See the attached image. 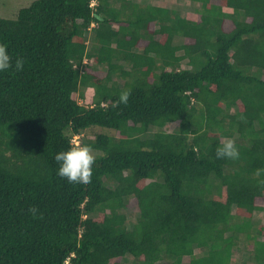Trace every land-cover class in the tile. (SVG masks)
Returning a JSON list of instances; mask_svg holds the SVG:
<instances>
[{"label":"trees","instance_id":"16d2710c","mask_svg":"<svg viewBox=\"0 0 264 264\" xmlns=\"http://www.w3.org/2000/svg\"><path fill=\"white\" fill-rule=\"evenodd\" d=\"M188 1L182 16L34 0L0 18L23 60L0 72V264H231L240 244L264 264V0ZM75 136L97 152L87 184L57 175ZM226 137L236 158L215 154Z\"/></svg>","mask_w":264,"mask_h":264},{"label":"clouds","instance_id":"9594fccd","mask_svg":"<svg viewBox=\"0 0 264 264\" xmlns=\"http://www.w3.org/2000/svg\"><path fill=\"white\" fill-rule=\"evenodd\" d=\"M22 68L23 60L16 58L13 62L7 46L0 43V72H5L9 69L20 71ZM129 94V91H123L119 96V102L127 103ZM215 154L217 158H236L238 150L233 139L224 138L222 145L216 148ZM54 160L58 164L56 171L59 177L66 179L70 183L87 184L90 182L95 158L89 145L81 144L69 147L66 151H59L54 155Z\"/></svg>","mask_w":264,"mask_h":264},{"label":"rangeland","instance_id":"374dc122","mask_svg":"<svg viewBox=\"0 0 264 264\" xmlns=\"http://www.w3.org/2000/svg\"><path fill=\"white\" fill-rule=\"evenodd\" d=\"M34 0H0V18L13 20L16 17L18 10L21 8L27 7ZM136 3H146L149 5L160 6L169 8L179 12L180 15L184 16L187 12H191L194 9L199 8V3L192 2L188 0H132ZM87 40L86 44L90 45V34L89 32L86 34ZM182 67H186L183 62ZM100 76L105 74L104 70L100 68ZM264 78V73H263ZM113 81L117 82L118 85H122V81L117 79L116 77L112 78ZM92 89H85L83 91V98L79 99V103L86 105L88 100L92 96ZM173 124H167L165 130L171 131L173 129ZM101 132L99 129L94 128L89 131V134L85 137L86 139H90L94 136V133ZM151 135V134H150ZM82 136L72 138V143L74 146H78L80 139ZM97 152L92 151V155L95 157ZM126 212L129 218V221H133L138 216V208L132 204L131 201L127 203ZM264 221V214L257 213L254 215V222L260 223ZM200 250L196 249L195 253H199ZM249 250L244 247L242 244L238 246L237 249L233 251V257L231 264H250ZM188 258L185 257L184 261H187Z\"/></svg>","mask_w":264,"mask_h":264}]
</instances>
